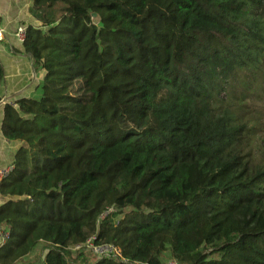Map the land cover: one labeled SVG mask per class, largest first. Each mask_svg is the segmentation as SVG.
<instances>
[{"label":"trees","instance_id":"obj_1","mask_svg":"<svg viewBox=\"0 0 264 264\" xmlns=\"http://www.w3.org/2000/svg\"><path fill=\"white\" fill-rule=\"evenodd\" d=\"M33 2L0 264H264V0Z\"/></svg>","mask_w":264,"mask_h":264},{"label":"crops","instance_id":"obj_2","mask_svg":"<svg viewBox=\"0 0 264 264\" xmlns=\"http://www.w3.org/2000/svg\"><path fill=\"white\" fill-rule=\"evenodd\" d=\"M33 0H0V28L6 31V40L0 46V63L5 71V82L0 87V97L10 102L29 98L38 84L32 57L25 53L15 33L21 26L39 27L32 15ZM4 120V107L0 105V127ZM19 142L9 143L0 131V165L6 167L14 162ZM4 202L0 195V205Z\"/></svg>","mask_w":264,"mask_h":264},{"label":"built area","instance_id":"obj_3","mask_svg":"<svg viewBox=\"0 0 264 264\" xmlns=\"http://www.w3.org/2000/svg\"><path fill=\"white\" fill-rule=\"evenodd\" d=\"M6 36H7L6 31L0 28V46L2 45L3 42H5ZM15 37L20 44H24L28 38L27 27L25 26L19 27L15 33ZM6 104H12V102L6 99H2L0 105L4 107ZM14 170L15 167L13 164H9L6 167H1L0 165V185L11 177ZM114 212H115L114 209L109 210L108 213H106L101 217V220H104L105 218H107V216L113 214ZM9 238H10L9 232L3 228H0V248L7 245ZM84 249L92 250L95 254L99 255V257H111V256H114L116 258L122 257L120 249L114 246H97L94 242V239L89 240L84 245H80L76 247L74 250L83 251ZM171 264H175V263H171Z\"/></svg>","mask_w":264,"mask_h":264},{"label":"rangeland","instance_id":"obj_4","mask_svg":"<svg viewBox=\"0 0 264 264\" xmlns=\"http://www.w3.org/2000/svg\"><path fill=\"white\" fill-rule=\"evenodd\" d=\"M45 247L46 246L44 244H40L36 248V250L33 252V254L29 258H27L26 260H30L32 262V261H34V259H37V258L45 256ZM72 252L75 254L76 252H79V251L73 250ZM81 252H83L86 255H89V258L91 259V261H94V260H97V259L101 258V257L99 258V255L95 254L90 249H84Z\"/></svg>","mask_w":264,"mask_h":264}]
</instances>
